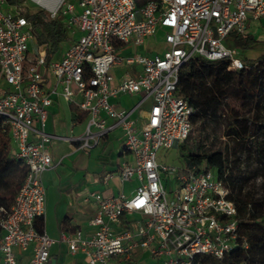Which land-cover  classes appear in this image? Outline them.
Listing matches in <instances>:
<instances>
[{
  "label": "built area",
  "instance_id": "2783aa9c",
  "mask_svg": "<svg viewBox=\"0 0 264 264\" xmlns=\"http://www.w3.org/2000/svg\"><path fill=\"white\" fill-rule=\"evenodd\" d=\"M30 3L50 18L65 17L67 27L79 33L59 60L46 63L40 45L29 62L33 28L25 14ZM262 16L264 0H0V117L9 126L10 153L27 169L11 207H0L2 264L50 260L54 240L34 224L45 211L42 174L54 165L48 148L53 136L43 125L56 91L88 116L82 148L121 129L123 152L131 160L121 163L118 178L137 181L130 196L87 192L84 202L96 205L89 221L94 229L90 235L80 230L62 235L70 253H82L87 264H108L112 258L130 262L137 251L153 264H203V257L221 259L232 251L237 210L226 186L203 164L163 165L156 152L181 143L191 130L193 109L177 96L182 66L199 57L225 61L229 71L242 69L238 50L225 39L232 33L246 38L249 25ZM151 37L166 48L139 52ZM119 67L127 69L113 86ZM118 94L140 100L119 111L110 103ZM146 100L151 104L138 126L131 113ZM134 214L139 218L123 226L122 218Z\"/></svg>",
  "mask_w": 264,
  "mask_h": 264
},
{
  "label": "trees",
  "instance_id": "16d2710c",
  "mask_svg": "<svg viewBox=\"0 0 264 264\" xmlns=\"http://www.w3.org/2000/svg\"><path fill=\"white\" fill-rule=\"evenodd\" d=\"M21 1L8 0L10 4ZM25 17L33 28L31 62L36 56L32 48L44 45L48 63L59 60L67 48L62 45L75 40L61 15L50 18L35 9ZM239 39L242 51L257 42L251 34ZM240 57L244 67L235 71H229L225 61L194 57L179 72L177 96L193 109L190 133L180 144L184 168L203 164L206 170H214L237 210L236 246L221 259L203 257V264H264V55ZM78 110L72 104L74 121L85 117ZM11 147L9 126L0 117V207L5 209L11 207L27 173L24 163L10 153ZM122 224H127L123 218ZM34 225L42 232L43 216Z\"/></svg>",
  "mask_w": 264,
  "mask_h": 264
},
{
  "label": "crops",
  "instance_id": "0c3cea01",
  "mask_svg": "<svg viewBox=\"0 0 264 264\" xmlns=\"http://www.w3.org/2000/svg\"><path fill=\"white\" fill-rule=\"evenodd\" d=\"M165 48L163 41L151 37L146 40L144 46L138 48V51L150 55L161 52ZM132 50L133 48H129L123 52L127 54ZM121 68L123 67L113 71V86L119 82L122 74L119 75L118 72ZM51 98L52 105L48 108L43 129L53 136L48 148L54 165L42 174L45 188L43 230L54 240L50 248L48 264H87L82 253H70L66 243L62 241V235L67 236L76 230H80L84 235L92 233L94 228L90 226L89 221L95 215L96 205L92 200L84 202L87 192L96 191L110 197L122 192L130 196L137 186V181L131 179L121 182L118 178L121 163L131 160V156L123 152L124 137L120 128L110 130L96 145L87 149L82 148L80 139L85 132L87 114L78 110L85 117L82 121H74L71 111L72 103L63 100L58 91L51 94ZM126 98H133L134 102L126 101ZM139 100V95L118 94L115 98H110V103L116 110L129 111ZM141 106L131 113V117L137 120L138 126L143 122L147 112L142 110ZM66 138L71 139L66 140ZM53 140H62L56 143L59 146L57 149L51 148L50 144ZM104 178H106L105 181ZM137 218L139 215L134 214L124 216L123 220L127 222ZM26 259L27 253L22 261ZM109 262L152 264L147 254L141 251H137L130 262H122L117 258H112ZM0 264H2L1 258Z\"/></svg>",
  "mask_w": 264,
  "mask_h": 264
},
{
  "label": "rangeland",
  "instance_id": "374dc122",
  "mask_svg": "<svg viewBox=\"0 0 264 264\" xmlns=\"http://www.w3.org/2000/svg\"><path fill=\"white\" fill-rule=\"evenodd\" d=\"M35 9H37V7L34 4H28V11H34ZM27 11V12H28ZM248 32L257 40V42L251 47V49L246 50V51H242L241 50V40L239 38H236V35L234 33L231 34L230 37H227L225 39V45L228 47H234L238 50L239 55H243V56H247L250 58H256L260 55H264V16H262L258 21L253 22L252 24H250L249 28H248ZM79 36V33L75 32L74 33V39H76ZM231 38V39H230ZM69 44L68 43H64L62 45V49H65L66 47H68ZM31 54L36 53V48H32L31 49ZM29 58V62H31L32 60V55H28ZM127 68L123 67L119 70V75L123 74L125 72ZM134 73L136 74V70L134 69ZM126 101L133 103L134 99L133 98H126ZM151 101L150 100H146L142 106L141 109L142 110H148L150 107ZM57 142H62V140H53L51 141V148L52 149H57V147H59L56 143ZM180 144H177L176 146H172L170 148H159L156 152V161L160 164L163 165H174L177 167H184L185 166V162L184 159L181 157L180 153H181V147ZM213 173V175L215 176V172L214 170L211 171ZM257 182H260V179H258ZM152 261V260H151ZM154 262L152 261V264ZM108 264H114L113 262H109ZM123 264V263H121ZM126 264V263H125Z\"/></svg>",
  "mask_w": 264,
  "mask_h": 264
}]
</instances>
